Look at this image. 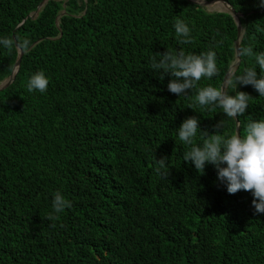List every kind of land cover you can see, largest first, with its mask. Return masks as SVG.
Wrapping results in <instances>:
<instances>
[{"label":"trees","instance_id":"1","mask_svg":"<svg viewBox=\"0 0 264 264\" xmlns=\"http://www.w3.org/2000/svg\"><path fill=\"white\" fill-rule=\"evenodd\" d=\"M39 1L0 0V37L30 41L0 90V264H264V214H254L252 194H229L214 165L200 174L178 138L188 117L225 137L235 134V119L218 105L198 106L196 90L169 92L173 77L161 80L150 66L167 49L212 50L219 74L197 89H220L235 60L233 16L189 0H46L27 16ZM226 1L242 14L240 46L264 52L260 0ZM177 20L192 43L179 44ZM16 56L15 46L0 45V81ZM253 67L259 77L255 57L245 56L231 71ZM40 71L46 92H29ZM227 91L252 96L236 117L244 135L264 119V97L234 82ZM164 156L166 178L155 172ZM56 191L72 204L59 214ZM49 213L59 216L55 227Z\"/></svg>","mask_w":264,"mask_h":264},{"label":"clouds","instance_id":"2","mask_svg":"<svg viewBox=\"0 0 264 264\" xmlns=\"http://www.w3.org/2000/svg\"><path fill=\"white\" fill-rule=\"evenodd\" d=\"M196 1L201 3L206 0ZM196 4L207 11L224 9L219 8L222 5L221 2L206 5ZM259 7L264 8V0H260ZM174 27L179 44L192 43L191 30L187 23L183 20H177ZM222 43L223 40L221 39L216 46ZM14 44L18 51L20 49L27 51L30 41L27 39L14 41L11 37H0V45L4 48L11 50ZM235 53L238 61L245 56H254L256 65H259L261 69V75L258 77L256 67L247 68L240 75H236L235 70H232L223 88L207 86L197 89V83L202 78L211 79L219 74L216 52L212 50L202 52L199 55H186L182 49L178 52L167 49L165 52L157 53L160 57L158 61L156 56H153L150 66L159 72L161 80L164 79L165 75L173 77L167 85L169 92L180 97L187 95L189 90H196L198 106L205 108L218 105L228 117L236 118L246 112L252 96L245 91H237L235 95H230L227 89L232 86L233 82L236 87L238 84L251 85L259 93V96L264 97V52L254 54L251 46H238ZM48 85V78L44 72L40 71L28 80L27 90L44 93ZM188 106L196 109L195 105ZM213 127L217 130L221 129L223 121H218ZM198 130L200 131L201 142L194 143ZM220 133L221 131L211 134L207 130L201 131L199 119L196 116L186 118L179 126L178 131L179 140L189 146V150L184 153L183 160L194 164L200 174H204L207 164L214 165L218 180L226 184L229 194H236L241 190L250 192L253 196L251 206L254 209V214H264V119L248 123L244 135L235 131L236 134L225 137ZM167 161V156L155 160V172L162 178H166L169 174ZM71 206V202L60 191L54 193L52 202L54 213H62L65 208ZM46 219L53 222L51 226L55 227V221L59 219V216L49 213Z\"/></svg>","mask_w":264,"mask_h":264},{"label":"water","instance_id":"3","mask_svg":"<svg viewBox=\"0 0 264 264\" xmlns=\"http://www.w3.org/2000/svg\"><path fill=\"white\" fill-rule=\"evenodd\" d=\"M46 0H41L39 1V3L37 4V6L35 7V9H33L32 11L28 12L27 16L29 17H34L36 16L37 14V11L39 10V8H41V6L45 3ZM196 3H199V4H203V5H206V4H211V3H214V2H221L222 4L225 5L226 9H223L221 11H224V12H227V14H229L230 16H233L235 22H236V25H237V30H238V33H237V39L235 40V43H234V48L236 50V48L238 46H240V43H241V39H242V36H243V33L245 31V29L243 28L242 26V14H240L239 11H237L233 5H231L230 3H228L226 0H206L204 2H199V1H196V0H192ZM24 20V19H23ZM22 20V21H23ZM21 21V22H22ZM20 22V23H21ZM19 23V24H20ZM13 36V35H11ZM15 46V44H14ZM15 49H16V53H17V59L14 63V66H13V70H12V73L5 79H3L0 83V90L7 87L15 78L16 74L18 73L19 71V68H20V60H21V57L24 53V50L20 49L19 51L17 50L16 46H15ZM241 60V59H240ZM240 60L238 61L237 60V57H236V53H235V60L233 62L230 63L226 73L224 74L223 76V79H222V83L220 85V88H223L225 86V83H226V79L229 75V73L231 72V69H236L237 66L239 65L240 63ZM235 119V123H236V133L239 132L241 133V130H240V123L237 121V118H234ZM235 133V134H236Z\"/></svg>","mask_w":264,"mask_h":264},{"label":"rangeland","instance_id":"4","mask_svg":"<svg viewBox=\"0 0 264 264\" xmlns=\"http://www.w3.org/2000/svg\"><path fill=\"white\" fill-rule=\"evenodd\" d=\"M219 8H224V9H226V7H225L224 4H222L221 6H219ZM209 9H210V8H209ZM0 83H1V81H0Z\"/></svg>","mask_w":264,"mask_h":264}]
</instances>
